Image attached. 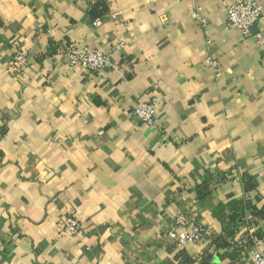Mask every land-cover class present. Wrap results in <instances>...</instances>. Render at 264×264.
Instances as JSON below:
<instances>
[{
	"label": "crops",
	"instance_id": "crops-1",
	"mask_svg": "<svg viewBox=\"0 0 264 264\" xmlns=\"http://www.w3.org/2000/svg\"><path fill=\"white\" fill-rule=\"evenodd\" d=\"M231 1L112 0L121 19L94 29L98 0H0V264H249L264 235V19L243 36ZM71 42L110 65H68ZM152 99L143 125L131 111ZM177 213L205 239L176 246Z\"/></svg>",
	"mask_w": 264,
	"mask_h": 264
},
{
	"label": "built area",
	"instance_id": "built-area-1",
	"mask_svg": "<svg viewBox=\"0 0 264 264\" xmlns=\"http://www.w3.org/2000/svg\"><path fill=\"white\" fill-rule=\"evenodd\" d=\"M98 15L92 20L91 26L94 29L100 28L105 22H116L121 19V11L114 10L112 0H98ZM229 24L238 28L243 36L249 34L252 25L260 23L264 19V7L259 0H232L226 5ZM192 17L206 24L207 18L202 14V7H197ZM260 42L264 37L261 34L255 36ZM122 46V44L120 45ZM63 60L70 66H81L93 74H101L104 67L110 65V55L105 51L94 48L87 49L77 46L71 42L61 52ZM31 55L21 47L14 49L11 58V69L15 74L22 75L30 62ZM208 60L216 64L209 57ZM158 102L155 99L146 101L135 107L131 114L143 125H152L155 122L156 107ZM1 128V124H0ZM64 230L76 238L84 235V228L80 221L73 215L65 219ZM207 229L200 223H191L186 215L177 213L168 231V237L178 246L183 247L189 243H197L205 239ZM264 234V233H263ZM253 247L249 252V264H264V235L254 234Z\"/></svg>",
	"mask_w": 264,
	"mask_h": 264
},
{
	"label": "trees",
	"instance_id": "trees-1",
	"mask_svg": "<svg viewBox=\"0 0 264 264\" xmlns=\"http://www.w3.org/2000/svg\"><path fill=\"white\" fill-rule=\"evenodd\" d=\"M101 4H99V6H100ZM98 6V7H99ZM255 213L257 214V215H259V216H264V208H258V209H256L255 210Z\"/></svg>",
	"mask_w": 264,
	"mask_h": 264
}]
</instances>
